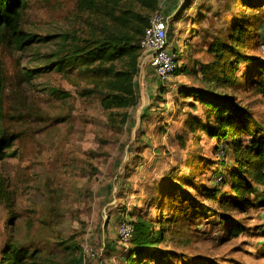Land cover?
I'll list each match as a JSON object with an SVG mask.
<instances>
[{
	"label": "rangeland",
	"instance_id": "374dc122",
	"mask_svg": "<svg viewBox=\"0 0 264 264\" xmlns=\"http://www.w3.org/2000/svg\"><path fill=\"white\" fill-rule=\"evenodd\" d=\"M162 1L159 9L169 21L170 49L177 50L180 65L189 69L195 62L212 61L214 56L208 52L212 43L225 39L230 24L250 13L233 0H194L189 9H185L188 0H166L161 5ZM262 3V10H256L262 23L254 34L259 49L252 48L250 55L264 60ZM90 13L81 0H29L23 29L53 36V40L24 51L11 46L1 50L5 89L0 128L18 137L14 145L18 154L0 163L16 195L13 213L0 202V258L7 243H19L64 263L69 258L66 246L75 236L83 252L92 248L96 254L86 264H126L131 244L119 243V223L139 215L157 217L167 202L160 196L158 183L169 170L186 184L185 193L194 196L199 189L217 186L219 173L227 175L234 166L232 153L227 166L222 165L218 142L203 133L197 139L191 136L185 147L175 140L190 115L206 118L200 104L193 108L191 98H179L183 85L208 86L201 75L182 74L164 83L156 74H142L150 65L144 64L136 78L139 103L128 110L129 121L123 129L109 126L98 99L78 95L73 76L69 79L57 70L28 76L56 61L63 34L84 33L98 23ZM255 68L256 64L243 63L238 81L227 92L250 110V130L261 136L264 97L250 86ZM206 121L214 123V119ZM250 138L248 133L242 136L245 143ZM184 195L178 196L180 207H186ZM199 198L203 216L195 219L196 240L188 246L165 241L161 247L177 253L178 258L162 264H264V208L235 213L247 230L229 238L218 204L205 200L201 193ZM164 210L167 218L172 215L169 208Z\"/></svg>",
	"mask_w": 264,
	"mask_h": 264
},
{
	"label": "trees",
	"instance_id": "16d2710c",
	"mask_svg": "<svg viewBox=\"0 0 264 264\" xmlns=\"http://www.w3.org/2000/svg\"><path fill=\"white\" fill-rule=\"evenodd\" d=\"M250 10L248 16L230 24V32L225 39L215 40L208 52L214 56L210 62H195L193 69L180 65L175 76L193 73L201 75L207 83L205 88L183 85L179 98L194 101L193 108L200 104L206 118L192 114L181 133L175 134V140L183 147L192 136L197 139L203 133L216 140L217 153L224 159L234 156V166L222 178L217 186L204 191L195 188L197 193L190 196L185 193L186 184L169 170L162 182L160 196L164 202L155 219L139 215L132 220L134 235L126 264H162L169 259H177V253L161 247L165 241L188 246L196 240L195 219L200 213V193L207 201L216 202L220 220L229 238H237L247 228L235 219V213H245L248 208H264V134L257 136L250 130L252 120L250 110L242 106L235 95L228 93L238 81L237 72L243 63L256 64L250 80L251 88L264 97V60L250 55L251 49L257 48L254 34H257L262 17L256 10H262L264 0H233ZM29 0H0V53L5 47L24 51L36 43H46L53 36H40L23 29L24 12ZM90 16L98 23L84 33L63 34L56 53L57 59L50 65L31 71L28 76L44 71L57 70L67 78L73 76V85L83 98L98 99L108 116V124L116 129H123L129 121V109L139 103L136 78L139 74V62L142 55L141 40L151 24L152 16L159 9L160 0H81ZM194 0H188L185 9L191 8ZM191 70V71H190ZM174 76V77H175ZM84 84V86L82 85ZM5 77L0 55V119L3 114V93ZM214 119V123L207 124ZM251 135L248 143L243 141V134ZM17 136L3 133L0 128V163L17 157L14 145ZM227 166V165H225ZM227 186L223 191L219 186ZM260 187V189L257 188ZM186 194V195H184ZM256 198L251 199V195ZM184 195L186 207H180L178 196ZM165 199V200H166ZM16 195L11 189L9 179L0 169V202L9 213L14 212ZM165 208L172 212L166 217ZM193 209V213L189 212ZM264 234V229H262ZM66 249L69 258L60 263L56 259L44 257L40 251H32L19 243H7L2 251L0 264H84V252L76 237H71Z\"/></svg>",
	"mask_w": 264,
	"mask_h": 264
},
{
	"label": "built area",
	"instance_id": "2783aa9c",
	"mask_svg": "<svg viewBox=\"0 0 264 264\" xmlns=\"http://www.w3.org/2000/svg\"><path fill=\"white\" fill-rule=\"evenodd\" d=\"M166 0L161 2V5ZM169 21L165 13L158 9L152 17L151 24L147 28L142 40V55L139 67L144 64H150L156 72L161 82L169 83L175 76V72L179 67L177 63V55L170 49L169 45ZM264 51V48H263ZM222 178L218 179L221 182ZM134 235V225L132 220L123 219L119 223L118 237L119 243L124 246L131 244ZM96 254L92 248L84 252V264L88 260L95 258Z\"/></svg>",
	"mask_w": 264,
	"mask_h": 264
},
{
	"label": "crops",
	"instance_id": "0c3cea01",
	"mask_svg": "<svg viewBox=\"0 0 264 264\" xmlns=\"http://www.w3.org/2000/svg\"><path fill=\"white\" fill-rule=\"evenodd\" d=\"M142 74H147V75H152V74H156V72H155V70L153 69V67L152 66H146V67H144V69H143V71H142ZM144 77H146L145 78V83H147V85L149 86V78L147 77V76H145L144 75ZM177 78V77H176ZM147 79V80H146ZM138 84H139V87H140V91L142 90V88H141V86L143 87V85H142V81H139L138 82ZM147 85L145 84V86L147 87ZM150 90H152L153 89V87H151V88H149ZM149 90V91H150ZM154 94V93H153ZM152 94V95H153ZM153 97H151V96H149V99L151 100V101H153L154 99H152ZM210 139V138H209ZM214 140V139H213Z\"/></svg>",
	"mask_w": 264,
	"mask_h": 264
}]
</instances>
